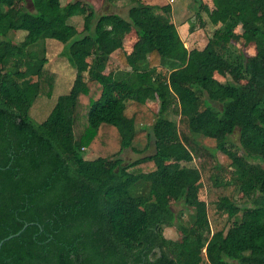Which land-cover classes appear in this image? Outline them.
<instances>
[{"label": "trees", "instance_id": "trees-1", "mask_svg": "<svg viewBox=\"0 0 264 264\" xmlns=\"http://www.w3.org/2000/svg\"><path fill=\"white\" fill-rule=\"evenodd\" d=\"M130 1L138 39L128 52L119 13L98 14L84 0H30L33 9L0 0V242L21 231L2 244L0 264H191L188 252H205L199 264H264V0H215L212 15L202 0ZM241 21L253 55L233 42ZM198 32L205 42H195ZM48 38L66 44L76 78L36 122L30 110L57 80L36 49ZM200 64L213 72L187 80L186 68ZM221 65L243 81H222ZM140 88L157 92L158 115ZM196 117L215 147L191 132ZM128 149L141 155L126 160ZM189 151L202 180L182 185L176 212L147 184ZM167 227L186 242L168 239Z\"/></svg>", "mask_w": 264, "mask_h": 264}, {"label": "rangeland", "instance_id": "rangeland-1", "mask_svg": "<svg viewBox=\"0 0 264 264\" xmlns=\"http://www.w3.org/2000/svg\"><path fill=\"white\" fill-rule=\"evenodd\" d=\"M70 1L71 0H60L62 4H66ZM84 1H87L88 3L94 5L98 14L111 13V12H118L119 14H122V16L124 17V22L120 25V32L123 35L122 45L124 50L131 52L134 43L138 39L136 29L128 18V10L133 5L132 2H130V0H121L115 2V4H112L107 2L106 0H84ZM164 1L166 0H158L156 1V3L164 2ZM54 2L55 4L58 5L59 0H54ZM202 2L204 9H206L207 12L212 15L214 13V10L216 9L215 0H202ZM178 3L180 2L177 0L176 4ZM28 7L30 9H33L30 0H28ZM38 11L49 17L48 14L49 10L47 8H39ZM187 13H188V9H186L185 12L180 13V15L184 16ZM174 19H176V16ZM72 23H75L79 29L82 28V20L80 18L77 17L72 19ZM188 25L190 26V24ZM25 35L26 32L23 31L17 32L14 35V38L18 41H21L25 38ZM81 36H82L81 34L74 36L69 41V43H71L73 40L77 38H80ZM194 40L195 42H200L202 40L204 41L206 40V35H204L203 33L200 34L198 32L196 36H194ZM233 42L239 49L244 51L247 55H253L256 53L254 40L248 35L247 25L242 21L240 22V24L236 29ZM186 45H190V42L189 44L187 42ZM42 46L43 45H40L36 49L41 53L42 52L46 53V56L49 59L46 65V69L49 70L51 75L56 73L57 80L51 97L41 96L34 102L30 110V115L36 122H42L47 118L48 114L51 112L52 108L56 104L58 97L60 95L67 94L71 90L74 80L76 78V69L72 66V64L68 60L67 54L63 53L66 44L56 39L48 38L46 40L44 47ZM221 67L223 71L226 72L225 75L218 76L222 81H226V80H232L236 82L243 81L242 77H240V75H238L234 71L229 70L223 65H221ZM212 72H213V68L211 66L200 64L196 68H190V67L186 68V77L187 80H193L195 78L200 77L198 80L203 81L202 80L203 77L209 76ZM106 74L108 75L109 73L106 71L105 75ZM107 89H108L107 92L110 94L109 96H111L109 98L113 99L115 93L113 87L111 88L107 87ZM227 93H235V91L228 90ZM138 96L147 106H149L158 115V113L160 112V99L157 95V92H155L152 89L140 88L138 90ZM119 119L122 120L121 117ZM122 121L123 123H126V121L124 120ZM203 125H204L203 120L201 118L199 117L193 118L191 121V132L201 142L207 144L210 147H215L218 139L205 137L203 135V130H202ZM232 138L238 140V132H236L232 136ZM153 151H154V147L150 148L145 154L153 153ZM140 155L141 154H137L133 150L128 149L124 151L122 156L126 160H134ZM87 157L93 159L95 155L93 153H89L87 154ZM218 158L223 163L230 162V160L222 153H218ZM176 161L180 162L181 164L179 169L159 176L158 178L149 182L147 184V188L150 189L151 187L152 188L154 187L159 192L160 197L167 204L172 205L174 210L178 212L179 210L185 208L183 204V200L180 199V201L177 203L179 192L181 190L182 185L198 183L202 180V175L194 160V156L190 151L181 155L178 159H176ZM190 217H192L190 215V212L185 211L184 218L190 219ZM165 236L170 240L176 239L182 243L186 242V236L182 234L177 227L165 228ZM188 253H189L188 258L190 259L191 264H199L200 261L203 258H205L204 255H206L204 252L203 253L204 255L202 253L201 254L197 253L196 256L191 257L193 254L190 253L192 252H188Z\"/></svg>", "mask_w": 264, "mask_h": 264}, {"label": "crops", "instance_id": "crops-1", "mask_svg": "<svg viewBox=\"0 0 264 264\" xmlns=\"http://www.w3.org/2000/svg\"><path fill=\"white\" fill-rule=\"evenodd\" d=\"M131 2V1H130ZM115 4V3H114ZM186 9L187 8H185V9H183V10H180V12L182 13V12H185L186 11ZM112 13H118V12H112ZM121 16H122V14H120ZM173 15L175 16V10L173 9ZM123 17V16H122ZM124 18V17H123ZM117 33V32H116ZM121 32H120V27L118 28V33H117V39L119 40V42L121 43V45H122V33L120 34ZM123 46V45H122ZM108 87H112V86H108ZM109 97H111V96H109L108 95V98ZM113 98H116V94L114 93V97ZM111 99V98H110Z\"/></svg>", "mask_w": 264, "mask_h": 264}, {"label": "water", "instance_id": "water-1", "mask_svg": "<svg viewBox=\"0 0 264 264\" xmlns=\"http://www.w3.org/2000/svg\"><path fill=\"white\" fill-rule=\"evenodd\" d=\"M27 225H28V224H26L24 228H26V227H27ZM20 232H21V231H20ZM20 232H18V233H17V234H15V235H19V234H20ZM15 235H14V234H13V235H10L9 237H7V238L3 239V240L0 242V251H1V247H2V244L4 243V241H5V240H7V239H10V238H13Z\"/></svg>", "mask_w": 264, "mask_h": 264}]
</instances>
